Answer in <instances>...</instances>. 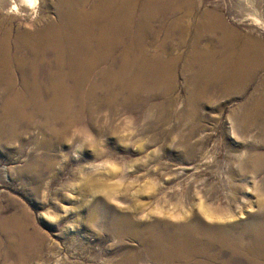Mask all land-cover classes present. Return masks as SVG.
<instances>
[{
	"label": "rangeland",
	"instance_id": "rangeland-1",
	"mask_svg": "<svg viewBox=\"0 0 264 264\" xmlns=\"http://www.w3.org/2000/svg\"><path fill=\"white\" fill-rule=\"evenodd\" d=\"M70 1L0 0V50L7 43L22 57L35 45L22 39L40 33L44 40L56 23L55 38L67 45L95 40L92 21L101 23L103 10L94 8L103 4L121 18L114 27L123 59L136 57L137 92L114 106L99 102L93 119L73 128L74 144L57 143L51 154L58 160L38 193L19 174L47 153L37 145L40 130L0 144V155L10 153L0 161V200L9 196V215H27L29 232L44 237L35 258L0 264H264V249L255 255L261 249L254 243L256 234L264 236V0H118L114 9L85 0L76 9L87 13L79 20L87 32L80 27L79 36L71 29L77 22H61ZM249 113L256 116L247 119ZM257 158L260 171L253 170ZM111 213L130 214L142 231L159 219L181 223L191 239L185 250L197 253L177 263L149 257L140 240L112 235L105 224Z\"/></svg>",
	"mask_w": 264,
	"mask_h": 264
},
{
	"label": "bare ground",
	"instance_id": "bare-ground-1",
	"mask_svg": "<svg viewBox=\"0 0 264 264\" xmlns=\"http://www.w3.org/2000/svg\"><path fill=\"white\" fill-rule=\"evenodd\" d=\"M86 1L71 0L67 5L65 4V9L62 8L63 12L61 15V22L64 25H69L70 27L75 22H77V24L75 23L73 25L74 27L71 28L76 36H79L81 28V30L87 32L85 29L86 25L83 26V23L80 24L79 22L80 17L85 18L87 13L85 10L84 12H79L81 15L80 16L77 12L78 10L76 11V9L82 4H87ZM105 1L107 2L106 6H110L112 9H114V5L119 4L118 0ZM27 2H29V4H35L37 0H27ZM98 3L100 2L97 0V4ZM102 5L98 4L97 7L95 4V7L97 8L93 7L95 11H98L99 15L102 13L100 10H103L101 15L102 17L98 16L101 17V23L96 20L92 21L94 31V35H92V37L94 36L95 40L89 37L88 34L90 33L88 32L87 38L83 39L82 41L72 39L69 45H67L64 40L55 38V26L58 24L56 23L47 27L44 34H46L48 38L45 36L44 40L41 38L43 34L41 36L40 33L35 38L32 37L28 38L27 40L23 38L22 40L24 45L25 41L26 43L29 42L35 45H29L28 47L26 46L28 54L25 52L26 54L22 57L12 56L10 47H7L9 44L7 43H5L0 50V90H2V93H0V144L7 146L8 141H12V139L17 138L21 139L20 137H22V135L24 136L23 133H27V131L30 132L31 129H38L43 134V141H38L40 144H36L38 145V148H42L47 151L46 155L37 157L35 162L30 165L26 164L24 167L25 169H20L21 172L19 171V176L21 179L27 178L35 185V193H38L40 186H42L44 181L48 178L47 174L49 172L47 171H49L54 165V162L56 163L58 160V157L55 156L56 154H51L54 151L57 143H68L69 145L74 144L78 139V135L75 134L73 128L78 122L84 121L83 119L86 117L93 119V115L96 113L95 108H93L94 106H97L99 102H107V104H113L114 106L118 99H123V97L125 99L130 97L132 98L134 93L137 92L135 88H137L136 85L139 81L136 79L137 74L133 72V65L135 64L134 62L136 57L130 54L127 59H123L125 55L123 54L124 57L122 56L121 48L119 47L120 36L116 31L117 27H114L115 24H118L120 17L118 18V15H113L111 9L104 8L105 5L101 7ZM14 8L18 9L16 6ZM82 9H80V11ZM65 11H68L69 14H65ZM90 11H88V13ZM94 13L95 12H93V14ZM89 16L90 15H88V17ZM91 16H93L92 13ZM111 17L113 21V23L110 25L112 31L110 29L108 30V28H110L109 18L111 19ZM102 21L106 22V25H102ZM104 38L109 39L108 41H105ZM126 51L129 54L133 53L135 50L133 46H131ZM252 67H254V63L253 66L248 68L250 73L254 70ZM244 82V80H241L239 85L244 84ZM256 109L255 111L258 112ZM255 116L256 113H249L246 118L250 119ZM247 119L245 123H248V125L249 123L254 122H249L250 120L248 121ZM17 152L19 153V151ZM20 152L22 154L23 152L25 153L23 149H20ZM28 154L31 153H27V155ZM3 158L10 159V153L8 151L1 152L0 161L3 160ZM256 161V166L253 170L258 169L256 171H260L259 168L262 167V163L260 164L261 159L257 158ZM91 176L92 175L86 176V178L89 177L87 178V181L90 182L94 189H97L99 185H96L95 177ZM114 187L116 188V186ZM99 188L100 190L102 189L101 187ZM110 189L112 190L113 187ZM103 190L105 191V187ZM262 196L263 195L261 194L260 202L263 205L264 198H262ZM8 197L9 196L5 195L6 200H0V262L2 261L4 263H10L11 258L15 259L18 257L16 259H20L21 263V260L22 262L26 259L29 260L30 256H34V258L37 256L36 252L39 251V249H36L35 253L34 250L43 243L44 237H38L43 240L41 242L40 240L38 241V233L36 235V232L31 233V230L29 232V227L32 225L30 223L31 220L26 218L27 215L24 216L23 214H18L15 217L9 215V203H7ZM119 215L116 213L108 214V218L105 221V224L107 225L106 228H110V232L112 235H115V237L120 236L121 238H124L126 236H130L134 240H140V244L142 247H144V250H141L148 251L149 257H155L158 259L161 258L166 262H176L182 261L184 258L193 259V256L196 255V251H192L191 253L189 252V254L185 250L188 246L187 244L191 241L189 235L186 236L187 228L184 227L185 225L177 222L174 223L170 220L159 219L155 222V224L146 225V228H144L145 231H142V228L139 229L140 225L134 221L133 216L128 213L122 216ZM96 217L97 220L95 218L94 220L98 222L99 225L102 224L100 217L97 215ZM263 231L264 229H262V232ZM103 232L104 231H102V233ZM217 232L219 231L217 230ZM99 240H101V238H99ZM218 240L220 242L223 241L224 246L227 248L231 246V244H229V239L227 240L225 238V240H223L221 237ZM254 241L256 244L255 248L261 249L258 250L255 255L262 256V249H264V236L261 234H256L254 236ZM209 242V244L212 243L211 240ZM239 242L240 240L235 239L232 247H235L236 249V246H238ZM131 257L133 258L132 254ZM12 262L14 263V261ZM17 262H19V260ZM123 264H133V260H131L130 263Z\"/></svg>",
	"mask_w": 264,
	"mask_h": 264
}]
</instances>
